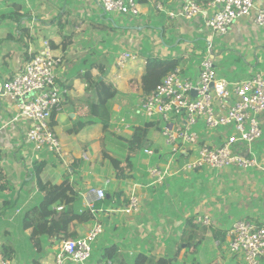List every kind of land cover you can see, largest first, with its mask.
Listing matches in <instances>:
<instances>
[{
    "label": "crops",
    "instance_id": "crops-1",
    "mask_svg": "<svg viewBox=\"0 0 264 264\" xmlns=\"http://www.w3.org/2000/svg\"><path fill=\"white\" fill-rule=\"evenodd\" d=\"M187 1L138 0L140 14L129 17L106 13L96 0H0V82L22 71L46 43L63 59L58 70L63 103L51 120L63 145L61 156L34 148L28 139L33 123L21 115L20 98L0 93V255L13 264H36L31 230L23 229L22 215L40 198L37 172L43 166L44 181L60 184L70 178L81 194L82 208H87L92 187L104 188L110 200L96 209L93 222L76 220L70 226L75 237H82L96 221L104 225L91 258L83 264L98 262V253L111 245L118 248L113 264H135L138 254L148 256L145 264L163 257L175 264H245L242 256L229 251L230 231L241 219L264 225V114L259 116L262 137L235 146L256 159L254 167L184 172L182 167L202 144L220 145L234 133L233 127L209 129L201 119L195 126L198 144L182 145L171 159L162 133L165 122L146 119L138 110L146 95L142 78L153 57L173 60L184 77L197 80L211 45L216 72L231 87L256 73L264 76V27L254 22V12L217 35L206 24L217 9L214 0H196L203 12L192 19L170 15ZM255 3L264 8V0ZM124 51L135 56L120 67L117 58ZM99 81L118 90L109 102L111 115L104 120L92 113ZM234 100L232 96L227 102ZM215 106L219 108L217 99ZM146 122L154 125L141 147L131 150L134 127ZM184 123L182 116L172 120L174 127ZM112 158L122 161L125 176H116ZM152 166L169 167L176 174L153 182L148 174ZM133 193L140 197L141 210L126 214L122 209ZM206 215L209 225L199 222ZM18 239L26 243V252L14 245ZM61 242L47 246L38 263L55 264Z\"/></svg>",
    "mask_w": 264,
    "mask_h": 264
},
{
    "label": "built area",
    "instance_id": "built-area-1",
    "mask_svg": "<svg viewBox=\"0 0 264 264\" xmlns=\"http://www.w3.org/2000/svg\"><path fill=\"white\" fill-rule=\"evenodd\" d=\"M106 13L137 17L140 14L138 0H96ZM217 9L206 24L213 34L222 35L238 19L254 12V22L264 27V8L257 6L255 0H214ZM203 12L196 0H188L177 12H170L172 17L192 19ZM45 49L33 56L27 66L11 79L0 82L2 95H14L20 98V113L32 121L28 139L38 151L48 150L56 155L63 154V145L51 120L63 103V89L58 81V70L63 59L55 55L52 49ZM210 45L202 61L199 78L192 80L184 77L179 68L169 72L163 81L149 94L143 96L138 104L139 113L146 119H162L165 122L163 136L170 148L171 159L181 152L182 145L198 144L199 132L195 126L204 120L209 129L232 126L234 133L218 146L202 144L195 158L189 160L181 169L184 172L204 168L223 169L237 167L245 170L254 167L257 161L253 157L240 154L236 144L253 143L263 135L259 116L264 114V76L256 73L247 79L231 83L219 77L212 57ZM134 54L124 51L117 58V65L124 67ZM214 85L212 89L211 85ZM196 92V93H195ZM235 100L228 104L227 100ZM217 99L219 108L215 106ZM219 109V110H217ZM185 117V123L172 126L174 117ZM121 123L126 120L122 118ZM120 131V126L117 127ZM146 153L152 154L150 149ZM153 182H162L168 176L176 174L169 167L152 166L148 170ZM106 191L102 187L89 189L87 207L96 213L95 204L104 200ZM62 209V207H59ZM141 210L140 197L133 193L122 211L135 214ZM199 222L209 225V216L199 218ZM104 232V225L96 221L85 236L69 238L60 244L56 264H65L67 260L85 263L93 254V244ZM229 251L242 256L245 264H260L264 257V225L251 220L236 221L231 231ZM0 264H13L10 259L0 255ZM95 264H113L111 260Z\"/></svg>",
    "mask_w": 264,
    "mask_h": 264
},
{
    "label": "trees",
    "instance_id": "trees-1",
    "mask_svg": "<svg viewBox=\"0 0 264 264\" xmlns=\"http://www.w3.org/2000/svg\"><path fill=\"white\" fill-rule=\"evenodd\" d=\"M176 66L177 64L173 60L156 57L150 58L146 72L142 78L144 93L149 94L156 89L165 76L176 69ZM96 89L98 91V103L93 106L92 113L98 120H104L111 115L109 112V102L116 97L118 90L113 85L104 81L97 82ZM54 115H56V112ZM96 121L93 120L92 122ZM153 125V122H146L143 125L134 127L133 135L129 138L128 143L131 150H137L141 147ZM112 163L116 176H125L122 161L112 158ZM42 169L43 166L37 172L40 198L28 206L22 215L23 229L31 230L32 250L35 251L33 260L36 264H39L38 261L41 260V255L47 246L53 248L56 242L75 238V233L70 230L73 222L76 220L83 223L93 222L97 218L96 213L92 212L90 208L81 207V194L75 189L70 178L66 177L60 184L44 181L40 177ZM104 202L109 203L110 200L105 197L104 200L95 204V209L99 211ZM59 207H62V209H59ZM117 252V246H108L98 253V260L113 261ZM9 256L11 255L9 254ZM148 261V256L144 254H138L135 257V264H145ZM156 264H175V262L173 258L163 257L158 259Z\"/></svg>",
    "mask_w": 264,
    "mask_h": 264
},
{
    "label": "rangeland",
    "instance_id": "rangeland-1",
    "mask_svg": "<svg viewBox=\"0 0 264 264\" xmlns=\"http://www.w3.org/2000/svg\"><path fill=\"white\" fill-rule=\"evenodd\" d=\"M18 232H19V228H18V227H15V228H14V233H15V234H18ZM85 235H86V234H85ZM85 235H84V236H85ZM14 242H15V243H14L15 246H20L21 249H22L23 251L26 252V250H27V245H26V243H21V242H20V239L14 241ZM61 243H62V242H61ZM55 264H56V263H55Z\"/></svg>",
    "mask_w": 264,
    "mask_h": 264
},
{
    "label": "water",
    "instance_id": "water-1",
    "mask_svg": "<svg viewBox=\"0 0 264 264\" xmlns=\"http://www.w3.org/2000/svg\"><path fill=\"white\" fill-rule=\"evenodd\" d=\"M211 87H212V89L214 88V85H213V83H212ZM195 93H196V92H195Z\"/></svg>",
    "mask_w": 264,
    "mask_h": 264
}]
</instances>
